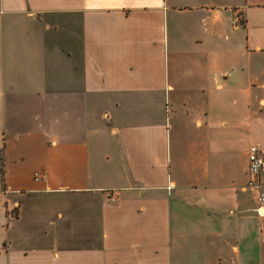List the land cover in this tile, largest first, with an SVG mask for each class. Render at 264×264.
<instances>
[{"label":"crops","instance_id":"obj_1","mask_svg":"<svg viewBox=\"0 0 264 264\" xmlns=\"http://www.w3.org/2000/svg\"><path fill=\"white\" fill-rule=\"evenodd\" d=\"M252 145L264 0H0V264H264Z\"/></svg>","mask_w":264,"mask_h":264},{"label":"built area","instance_id":"obj_2","mask_svg":"<svg viewBox=\"0 0 264 264\" xmlns=\"http://www.w3.org/2000/svg\"><path fill=\"white\" fill-rule=\"evenodd\" d=\"M259 147L252 145L249 149V188L253 191L255 202L258 207L259 214H264V186L262 183V173L264 171V158L259 156ZM111 201L116 200V196H110Z\"/></svg>","mask_w":264,"mask_h":264},{"label":"trees","instance_id":"obj_3","mask_svg":"<svg viewBox=\"0 0 264 264\" xmlns=\"http://www.w3.org/2000/svg\"><path fill=\"white\" fill-rule=\"evenodd\" d=\"M0 160H1L0 174L2 175L4 173V162H3V157L1 155H0Z\"/></svg>","mask_w":264,"mask_h":264}]
</instances>
